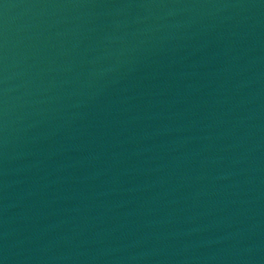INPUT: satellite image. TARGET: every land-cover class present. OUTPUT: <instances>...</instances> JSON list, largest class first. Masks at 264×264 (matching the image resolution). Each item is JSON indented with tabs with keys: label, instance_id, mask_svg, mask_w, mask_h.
Wrapping results in <instances>:
<instances>
[{
	"label": "water",
	"instance_id": "obj_1",
	"mask_svg": "<svg viewBox=\"0 0 264 264\" xmlns=\"http://www.w3.org/2000/svg\"><path fill=\"white\" fill-rule=\"evenodd\" d=\"M0 264H264V0H0Z\"/></svg>",
	"mask_w": 264,
	"mask_h": 264
}]
</instances>
